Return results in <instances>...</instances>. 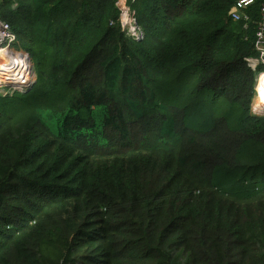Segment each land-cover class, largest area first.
Listing matches in <instances>:
<instances>
[{
  "label": "trees",
  "instance_id": "obj_1",
  "mask_svg": "<svg viewBox=\"0 0 264 264\" xmlns=\"http://www.w3.org/2000/svg\"><path fill=\"white\" fill-rule=\"evenodd\" d=\"M14 1L36 80L0 96V264H264V0H135L138 40L116 0Z\"/></svg>",
  "mask_w": 264,
  "mask_h": 264
},
{
  "label": "built area",
  "instance_id": "obj_2",
  "mask_svg": "<svg viewBox=\"0 0 264 264\" xmlns=\"http://www.w3.org/2000/svg\"><path fill=\"white\" fill-rule=\"evenodd\" d=\"M5 1H10L12 8L16 7L14 0H0V4ZM134 1L116 0L115 6L118 9L119 23L125 36L138 40L143 36V31L136 20L135 13L128 4ZM251 4H253V0L238 2L231 12V19L234 21L245 20L242 10ZM260 12L261 20L257 26L255 41V50L258 53V57L246 60L254 72L259 65L264 66V3ZM17 43V35L0 16V58H3L0 59V96H11L14 92H17V87L34 82L35 71L30 54L17 46ZM16 48L20 49L17 50Z\"/></svg>",
  "mask_w": 264,
  "mask_h": 264
},
{
  "label": "rangeland",
  "instance_id": "obj_3",
  "mask_svg": "<svg viewBox=\"0 0 264 264\" xmlns=\"http://www.w3.org/2000/svg\"><path fill=\"white\" fill-rule=\"evenodd\" d=\"M141 28V27H140ZM142 30V29H141ZM17 50H19L20 48H16ZM14 50V49H13ZM32 60V59H31ZM33 63V62H32ZM261 64V63H260ZM249 66V65H248ZM250 68V67H249ZM251 69V68H250ZM252 70V69H251ZM256 71V77H255V85H254V89H253V97H252V101H251V113L253 115H257V116H264V112H262L260 106H259V99L258 96H256V93L254 92L255 90V86L257 84V78L258 76L261 75V73L264 72V66L259 65L258 67H256L255 69ZM36 80V75L33 77V81ZM258 95V93H257ZM257 99V100H256ZM258 101V102H257Z\"/></svg>",
  "mask_w": 264,
  "mask_h": 264
},
{
  "label": "bare ground",
  "instance_id": "obj_4",
  "mask_svg": "<svg viewBox=\"0 0 264 264\" xmlns=\"http://www.w3.org/2000/svg\"><path fill=\"white\" fill-rule=\"evenodd\" d=\"M0 59H3V58L1 57ZM254 92L256 93V96H258L259 102L258 101L257 102L259 103L260 107L263 106L264 105V73L258 76L257 84L255 86Z\"/></svg>",
  "mask_w": 264,
  "mask_h": 264
},
{
  "label": "water",
  "instance_id": "obj_5",
  "mask_svg": "<svg viewBox=\"0 0 264 264\" xmlns=\"http://www.w3.org/2000/svg\"><path fill=\"white\" fill-rule=\"evenodd\" d=\"M32 86H33V82L32 83H27V84H25L23 86H19V87L16 88V90H17L18 93H23L24 94V93H27L32 88ZM261 110H262V112H264V105L261 106Z\"/></svg>",
  "mask_w": 264,
  "mask_h": 264
}]
</instances>
